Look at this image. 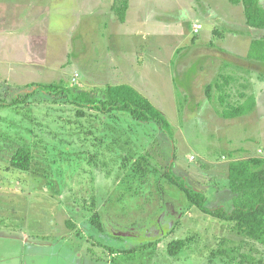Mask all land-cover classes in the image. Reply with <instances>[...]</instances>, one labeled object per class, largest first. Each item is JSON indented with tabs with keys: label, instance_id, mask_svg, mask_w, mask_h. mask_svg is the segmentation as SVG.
<instances>
[{
	"label": "rangeland",
	"instance_id": "374dc122",
	"mask_svg": "<svg viewBox=\"0 0 264 264\" xmlns=\"http://www.w3.org/2000/svg\"><path fill=\"white\" fill-rule=\"evenodd\" d=\"M133 1L136 7L132 2L124 22L112 9L115 0H18L6 8L5 20L0 17V42L14 40L8 52H0V233H28L42 245L38 249L50 243L70 259L75 246H91L100 256L106 247L127 248L113 264H240L254 242L243 241L230 221L190 204L165 173L170 166L203 191L207 207L232 210L228 165L239 158L264 159L263 78L240 67L264 29L248 26L243 7L229 0ZM195 23L203 24L199 33ZM181 53L204 60L190 63L182 76ZM222 76L233 77L224 105L215 88ZM244 77L252 80L249 85ZM60 81L76 91L135 86L170 121L172 138L127 112L107 116L93 110L77 117L78 105L65 93L22 89ZM28 91L25 100L9 103ZM253 93L260 97L254 114L229 120L218 110L249 102ZM27 144L31 170L11 169L10 149ZM145 150L153 157L147 176L123 165L128 153L136 151V158ZM96 211L103 230L91 221ZM181 238L187 245L171 256L169 243ZM234 244L243 249L232 250ZM255 247L252 253L264 257V246Z\"/></svg>",
	"mask_w": 264,
	"mask_h": 264
},
{
	"label": "trees",
	"instance_id": "16d2710c",
	"mask_svg": "<svg viewBox=\"0 0 264 264\" xmlns=\"http://www.w3.org/2000/svg\"><path fill=\"white\" fill-rule=\"evenodd\" d=\"M229 1L233 4L243 5L248 26L264 29V3L262 0ZM128 7L129 0H115L112 9L119 21H125ZM215 32L221 34L217 28ZM246 57L248 60L264 62V37L252 40ZM222 77H224L223 83L216 82L215 88L219 92L218 99L221 101V105H224L228 94L226 85L233 77ZM35 85L36 88L34 89ZM73 86L77 87L75 85ZM24 87H29L31 90L39 88L48 93H56L58 95L65 93V97L70 103L78 105L76 109L77 117H86L88 114L92 115L91 111L93 110H96L100 115L109 114L107 116H112L115 111H120V113L127 112L134 120L139 122L156 123L163 132H166L164 136L172 138L170 133L171 123L165 114L157 108L147 96L128 83L110 84L100 89H85L81 91H76L77 88L71 89L67 87L64 81L49 84L32 82L23 86L22 89H24ZM213 88V84H209L206 87V91L209 95H211ZM29 94V91L20 93L9 103L14 105L17 100H25ZM256 104V97L252 95L249 102L228 104L220 110V113L224 118H235L252 112ZM116 116L117 121L121 119L120 114L117 113L115 117ZM28 146L29 144L10 149L8 161L11 169L22 171L31 170L34 157ZM169 146L171 147V145ZM135 154H137L136 151L134 153H128L123 159V165L127 167L131 166L132 169H130V171H138V173L147 176L148 171L146 169L147 166L151 164L152 155L146 150L138 153L136 158ZM168 168L169 170L165 173V177L171 184L178 186L184 191L190 204L195 205L206 214L230 221L233 224V231L240 237H243V241L248 243L254 242L250 243L253 248H250L248 253L241 254L239 263L264 264V257H256L252 253L258 252V248L255 247L256 243H260L264 246V159L249 157L232 161L228 165V185L235 195L233 198L234 205L230 212H226L223 209H211L207 207L206 196L203 191L196 190L193 186H188L182 178L176 176L171 171L170 166H168ZM99 217H101V215L96 211L91 221L95 223L99 229H102V221L99 220ZM70 223L73 224L72 221ZM226 240L228 242V239ZM187 243L188 241L183 238L171 241L168 245V253L171 256H177ZM230 248L232 250L238 249L236 252H239L242 245L234 244L230 246ZM219 252H222V250ZM214 253L215 252H213L212 256H214Z\"/></svg>",
	"mask_w": 264,
	"mask_h": 264
},
{
	"label": "crops",
	"instance_id": "0c3cea01",
	"mask_svg": "<svg viewBox=\"0 0 264 264\" xmlns=\"http://www.w3.org/2000/svg\"><path fill=\"white\" fill-rule=\"evenodd\" d=\"M15 2H18V0H0V4L5 5V7H3V9L0 10L1 20L6 19V17H5L6 11H7L6 8L7 7L10 8L9 4L13 5ZM129 2H130V0H129ZM132 2H134V1L131 0V3H129V7H130V5H132ZM236 5H239V4H236ZM240 5L243 7L242 4H240ZM132 6L136 7L135 2ZM128 10H129V8H128ZM243 11H244V7H243ZM129 13H130V11H129ZM12 18L13 17L9 18V20H10L9 24L10 25L12 23L13 24L15 23V21L13 20L14 18L13 19ZM212 18H213V15H212ZM197 22H199V21H197ZM199 24L201 25V27H200V30H201V28L203 27V24L202 23H199ZM7 27H9V26H7ZM11 28H13V27L11 26ZM1 30H3V29H1ZM200 30H199V32H200ZM250 30L251 29H249L248 31H250ZM199 32H197V33H199ZM12 37H14V33H13ZM13 41L14 40H12L11 44L9 43L8 40L1 41L0 42V52L1 53L8 52L9 51V44L11 45V47L14 46ZM24 42H25V45L27 46V40H24ZM19 45H20V41L18 43V46ZM28 45H29V43H28ZM179 50H180V48L177 49V52ZM181 54L182 55H177V57L180 58L179 59V65H178V73L182 74V76L183 75L186 76V69H188V68L190 69V67H191L190 63L199 62V60L200 61L204 60L202 58L203 55H201V56L198 55V57L196 59H193V58L188 59L187 57H185V55H183L184 53H181ZM219 56L220 55H216L215 58L217 59V57H219ZM246 56H247V54H246ZM183 58L186 61V63L181 64V62L183 61ZM206 60H208V59H206ZM244 60L246 62L243 63L242 65H240V67L244 68L245 72L253 69L251 71L260 72L259 77L264 79V77H263L264 62H257L256 63V61L248 60L247 57ZM189 78L191 81V76ZM263 79L260 81L261 84H260L259 91H261V89L262 90L264 89V85H263L264 80ZM243 80L247 81L246 77H244ZM251 81H247L245 84L249 85ZM192 82H193V84H195L197 81L194 80ZM252 95H254L256 97V102H257L255 109L252 111V113L254 114L257 112L256 109L258 108V103H259L260 97L258 98L254 93ZM220 109H222V108H220ZM220 109H218V110L220 111ZM235 118H237V117H235ZM225 119L232 120L233 118H225ZM259 157H261V156H259ZM227 173H228V171H227ZM229 192L231 193V198H234L235 195L232 193V191L230 190ZM65 220L68 222V219H65ZM75 226L76 225L73 223L72 227H75ZM104 227H105V223L102 222V228H104ZM102 230H100V231H102ZM130 231H133V230H130ZM231 232H232V230H231ZM65 235L66 234H64V236ZM228 235H229V233H228ZM0 237H2L3 239H5L7 241L9 239L10 242H15L14 245H8V243H10V242H5L4 240L0 239V248H1L0 249V264H26V263L27 264H113L114 258H116L119 254H121L122 252H124V254H126V255L128 254L127 251H125V250H127V248H121V249H118L119 252H115V250H113L111 248L107 249V247L104 246V247H106L105 251H108V252L105 256H100L99 254H97L95 252L94 248H92L91 246H89V247L75 246L74 251H72V249H71V254H72L73 258L70 259L67 257H63V255H62L63 250L61 247L52 246L53 244H50V243L49 244L44 243V245L47 246V249L46 248L43 250L38 249L37 247L40 246L41 244H38L37 242H35L32 238H30L31 236L25 232L22 234H16V233H12V232H6V233L4 232V234L0 233ZM92 244H94V243L92 242ZM92 244H89V245H92ZM7 246H11L12 248H15V249H9ZM44 250H45V252H44ZM48 256H49V259H48ZM129 256H131V255H129Z\"/></svg>",
	"mask_w": 264,
	"mask_h": 264
},
{
	"label": "built area",
	"instance_id": "2783aa9c",
	"mask_svg": "<svg viewBox=\"0 0 264 264\" xmlns=\"http://www.w3.org/2000/svg\"><path fill=\"white\" fill-rule=\"evenodd\" d=\"M201 25L199 23L194 24V31L199 32Z\"/></svg>",
	"mask_w": 264,
	"mask_h": 264
}]
</instances>
